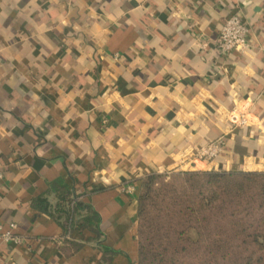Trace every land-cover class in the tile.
Masks as SVG:
<instances>
[{
  "label": "crops",
  "instance_id": "1",
  "mask_svg": "<svg viewBox=\"0 0 264 264\" xmlns=\"http://www.w3.org/2000/svg\"><path fill=\"white\" fill-rule=\"evenodd\" d=\"M195 171L264 173V0H0V264H138L140 181Z\"/></svg>",
  "mask_w": 264,
  "mask_h": 264
},
{
  "label": "trees",
  "instance_id": "2",
  "mask_svg": "<svg viewBox=\"0 0 264 264\" xmlns=\"http://www.w3.org/2000/svg\"><path fill=\"white\" fill-rule=\"evenodd\" d=\"M171 175L180 178L187 188H191L186 193L176 194L173 200V212L183 218L184 223L182 230L176 232L177 245L181 244L186 232L192 229L185 219H193L199 215L202 220L196 222L203 221L204 225L216 219L212 222L216 224L215 246L221 252L245 250L252 253L258 251L260 254L264 252V173L195 171ZM162 176L149 175L140 181L137 196L138 264L141 258L149 253L141 244L139 222L142 216L144 221L146 205L150 201L154 183ZM82 208H84L82 205H76L77 210ZM179 217L175 219L176 224ZM253 218L258 219V226L263 227H251L250 221L255 220ZM208 237L210 239L211 236ZM246 264H252L251 260Z\"/></svg>",
  "mask_w": 264,
  "mask_h": 264
},
{
  "label": "rangeland",
  "instance_id": "3",
  "mask_svg": "<svg viewBox=\"0 0 264 264\" xmlns=\"http://www.w3.org/2000/svg\"><path fill=\"white\" fill-rule=\"evenodd\" d=\"M189 190L191 188H187L182 180L174 175H163L154 183L150 201L146 205L145 219L143 221L142 216L139 222L141 244L149 252L141 258L140 264H246L249 260L252 264H264V252L260 254L258 251L252 253L245 250L223 253L218 250L214 237L216 224L212 223L216 221L215 218L207 225H204L203 221L196 222L202 220L199 215L193 219H185L192 229L186 232L181 244L177 245L176 232L182 230L184 223L183 218L173 212V200L176 194ZM178 217L176 224L175 219ZM253 219L255 220L250 221L251 227H263L258 226V219ZM208 236H211L210 239Z\"/></svg>",
  "mask_w": 264,
  "mask_h": 264
},
{
  "label": "built area",
  "instance_id": "4",
  "mask_svg": "<svg viewBox=\"0 0 264 264\" xmlns=\"http://www.w3.org/2000/svg\"><path fill=\"white\" fill-rule=\"evenodd\" d=\"M216 50L223 56L241 53L249 48V29L239 17L232 16L225 20L216 40ZM227 122L233 129L247 128L250 119L246 108H233L228 112ZM222 151L221 142L210 144L201 148L196 153V159L200 162L211 163L215 161ZM1 178V177H0ZM127 193L133 192L131 186L123 188ZM16 226L11 224L3 231L0 225V242L19 244L21 241L14 235Z\"/></svg>",
  "mask_w": 264,
  "mask_h": 264
}]
</instances>
